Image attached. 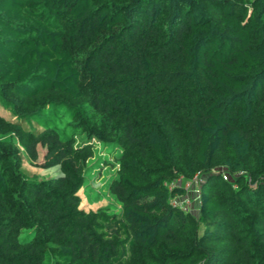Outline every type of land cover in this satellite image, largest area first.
I'll use <instances>...</instances> for the list:
<instances>
[{
  "label": "trees",
  "instance_id": "1",
  "mask_svg": "<svg viewBox=\"0 0 264 264\" xmlns=\"http://www.w3.org/2000/svg\"><path fill=\"white\" fill-rule=\"evenodd\" d=\"M0 264H264V0H0Z\"/></svg>",
  "mask_w": 264,
  "mask_h": 264
},
{
  "label": "rangeland",
  "instance_id": "2",
  "mask_svg": "<svg viewBox=\"0 0 264 264\" xmlns=\"http://www.w3.org/2000/svg\"><path fill=\"white\" fill-rule=\"evenodd\" d=\"M116 154V153H115ZM113 157V153L111 149L109 148H103L100 145H98V149L95 150L94 158L91 160L94 164L93 169L89 172L87 176V181L83 185V192H84V200L87 202L88 205L92 206L93 208L103 205L108 206L107 211L108 212H114L117 210L118 205L116 204L115 200L112 198V196L107 193V191L104 189V183L107 179V177L110 175V173L113 171V169L110 168L109 164H105L104 160L108 161L111 160ZM41 160V157L39 156L37 159V162ZM216 169H221L220 167H216ZM23 171H25L27 174L31 176L36 177H47L50 174L56 173L53 171H50L49 169H38L36 166L32 164H26L23 166ZM228 177V176H227ZM189 184V183H188ZM186 195H184L185 199H188L192 201V199L196 196V191L194 189L188 190ZM194 205H196V202L191 203V210L192 214H196L198 212L197 207L195 208Z\"/></svg>",
  "mask_w": 264,
  "mask_h": 264
},
{
  "label": "built area",
  "instance_id": "3",
  "mask_svg": "<svg viewBox=\"0 0 264 264\" xmlns=\"http://www.w3.org/2000/svg\"><path fill=\"white\" fill-rule=\"evenodd\" d=\"M227 176H228V174H226L225 172H222L223 178H226ZM200 181H201L200 174L194 173L190 179H188L184 182V187L187 189V191L190 189H194V191H196V193H197V189H198V185H199ZM178 182H179V180H178ZM173 202L178 204L183 210H186L187 205L189 204L188 199H185V197H182L179 199L175 198V199H173Z\"/></svg>",
  "mask_w": 264,
  "mask_h": 264
}]
</instances>
